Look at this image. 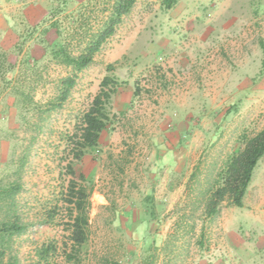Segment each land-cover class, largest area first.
Returning <instances> with one entry per match:
<instances>
[{
  "label": "rangeland",
  "instance_id": "rangeland-1",
  "mask_svg": "<svg viewBox=\"0 0 264 264\" xmlns=\"http://www.w3.org/2000/svg\"><path fill=\"white\" fill-rule=\"evenodd\" d=\"M108 1L64 9L60 0H0V53L13 67L0 76V191L19 186L1 205L11 202L25 226L3 263L264 264V157L241 208L224 200L204 214L228 159L264 128V0H176L170 9L136 0L51 108L72 73L41 43L53 44L54 30L41 32L58 21L76 53L79 22L89 16L96 30ZM105 76L117 83L107 128L74 161L67 139ZM71 179L89 200L77 253L64 206Z\"/></svg>",
  "mask_w": 264,
  "mask_h": 264
},
{
  "label": "trees",
  "instance_id": "trees-1",
  "mask_svg": "<svg viewBox=\"0 0 264 264\" xmlns=\"http://www.w3.org/2000/svg\"><path fill=\"white\" fill-rule=\"evenodd\" d=\"M61 6L65 9L68 0H60ZM136 0H109L105 11H102L100 25L95 30L88 29L86 25L90 17L81 19L78 28L82 35V46L75 53L70 48V40L66 42L64 31L61 29L58 21L50 23L49 28L44 29L41 35L47 34L50 30H54L55 39L53 44H49L46 39H41V43L45 51H49L51 58L59 65L70 69L72 75H68L59 80L58 92L56 99L51 108H59L68 99L73 86L75 85L76 74L85 70L93 61L96 53L99 52L102 45L114 34L116 26L121 19L129 13ZM176 0H162V5L166 9L172 8ZM62 9L59 7L56 12ZM94 11H92L93 13ZM104 12V13H103ZM107 14V15H105ZM67 36H69L67 34ZM44 38V37H43ZM260 47L264 54V45ZM13 69L12 65L7 61L4 53H0V76L4 77ZM116 80L105 76L100 84L98 93L94 96L88 109L83 113L74 132L67 139V146L70 148L72 160L79 161L90 149L98 147L101 134L108 125L109 117L107 113V105L111 96L116 91ZM112 87V88H111ZM23 96V93H18ZM264 157V128L250 138L244 139L243 148L232 155L225 164L224 170L220 175L219 184L208 195L204 214L210 217L217 213L220 204L227 202L234 207L241 208L243 206V198L252 174L261 158ZM72 163H68V172L71 176L75 175ZM82 180V176L80 177ZM19 190V186H12L10 189L0 191V206L4 217L0 220V264L3 263L4 248L6 242L13 235L21 233L25 226L19 222L18 217L13 213L12 196L15 191ZM11 199L10 204L5 208L1 205L6 199ZM64 206L68 214V231L69 239L72 244L73 252L77 253L79 248L86 241V228L88 226V210L89 200L86 186L77 183L71 179L66 187L64 195ZM49 248H43L39 251L40 257L48 256ZM10 264V263H7Z\"/></svg>",
  "mask_w": 264,
  "mask_h": 264
}]
</instances>
